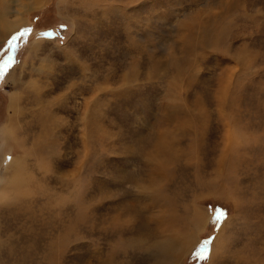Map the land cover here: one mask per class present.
<instances>
[{
    "label": "rangeland",
    "instance_id": "rangeland-1",
    "mask_svg": "<svg viewBox=\"0 0 264 264\" xmlns=\"http://www.w3.org/2000/svg\"><path fill=\"white\" fill-rule=\"evenodd\" d=\"M0 12V264H264V0Z\"/></svg>",
    "mask_w": 264,
    "mask_h": 264
},
{
    "label": "snow or ice",
    "instance_id": "snow-or-ice-1",
    "mask_svg": "<svg viewBox=\"0 0 264 264\" xmlns=\"http://www.w3.org/2000/svg\"><path fill=\"white\" fill-rule=\"evenodd\" d=\"M23 31H24V32H27L28 29H24ZM45 35H51V34H50V33H46ZM16 39H17L16 36H13V37H12V40H13V41H15ZM10 43H11V42H10ZM12 60H13V57H12V56H7V59H6L3 63H4L5 66H7V64H8L9 62H11ZM219 212H220V214H224V210H223V209L219 210ZM219 221H220V215L216 214V211L213 210V223H219ZM206 244H207V241H205V245H206Z\"/></svg>",
    "mask_w": 264,
    "mask_h": 264
},
{
    "label": "bare ground",
    "instance_id": "bare-ground-1",
    "mask_svg": "<svg viewBox=\"0 0 264 264\" xmlns=\"http://www.w3.org/2000/svg\"><path fill=\"white\" fill-rule=\"evenodd\" d=\"M6 11V10H5ZM3 13H4V11H3ZM2 12H0V17H1V15L3 14ZM6 22H9L11 25H12V23L10 22V20H9V18L8 17H6V18H4L3 19V22L1 23V21H0V35H2V36H5V37H7L9 34H10V31L13 29V27H14V25H16V23H14L12 26L13 27H11V26H9V27H4V25L3 24H5V26L7 25V23ZM2 181V180H1ZM171 240V239H170ZM166 245H169V244H166ZM173 247V246H172ZM168 248V247H167Z\"/></svg>",
    "mask_w": 264,
    "mask_h": 264
}]
</instances>
